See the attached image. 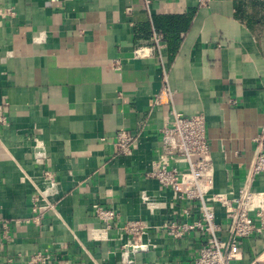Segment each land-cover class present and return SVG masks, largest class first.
I'll return each instance as SVG.
<instances>
[{
    "label": "crops",
    "instance_id": "obj_1",
    "mask_svg": "<svg viewBox=\"0 0 264 264\" xmlns=\"http://www.w3.org/2000/svg\"><path fill=\"white\" fill-rule=\"evenodd\" d=\"M0 6L15 12L0 17V107L8 121L0 125V218L22 220L12 226L1 264H27L46 250L48 264H129L127 222L199 218L196 208L147 177L159 130L171 117V105L155 104L164 67L175 110L206 117L215 171L209 195H236L244 186L264 124V0H212L208 8L197 0H154L149 8L144 0H0ZM154 32L164 36L161 48ZM120 128L139 133L132 156L117 152ZM44 170L56 175L59 191L49 196L54 208L38 226L25 220ZM253 189L264 191V174ZM94 204L117 213L111 230ZM217 220L225 226L219 206ZM146 239L155 247L132 255L130 264H191L206 235L174 239L151 230ZM260 256L264 233L244 240L237 264Z\"/></svg>",
    "mask_w": 264,
    "mask_h": 264
},
{
    "label": "built area",
    "instance_id": "obj_2",
    "mask_svg": "<svg viewBox=\"0 0 264 264\" xmlns=\"http://www.w3.org/2000/svg\"><path fill=\"white\" fill-rule=\"evenodd\" d=\"M153 1L144 0L148 8ZM211 1L197 0V3L200 8H208ZM0 17L12 19L15 17L14 9L0 6ZM163 40L162 34L154 32L153 41L157 48H161ZM136 56H143L142 50H137ZM114 66L119 67L120 63L114 62ZM162 81L163 89L156 96L155 104L171 105V117L159 130L161 142L157 150V159L152 164L147 177L157 180L163 188L172 190L176 200L196 208L199 218L193 222L173 220L155 226L138 220L127 222L123 230L131 235V241L129 248L123 252L124 260H128L130 264L132 255L154 248L155 246L146 237L151 230H160L174 239H182L193 232L206 235L204 245L191 264H237L244 240L255 234L264 233V191L253 189L256 178L264 174V124L260 134L255 138L254 161L244 186L236 195L213 194L210 196L215 171L208 142L206 117L203 114L185 116L175 110L174 92L169 84V70L166 67L163 68ZM7 123V118L0 107V125L6 126ZM139 137V133L120 128L115 136L119 156H132L138 149ZM38 140L34 150L40 160L45 153L43 143ZM41 182L42 188H39L32 196V217L25 220L26 223L32 222L38 226L45 210L54 208L55 201L51 202L49 196L52 197L59 191V181L50 170L43 171ZM142 199L147 207L155 206L150 196L143 195ZM218 206L224 212L225 226L217 220ZM93 211L104 222L106 229L111 230L117 213L98 204L93 205ZM190 213L189 208L183 211V215L187 217ZM21 222L22 220L0 218V264L6 252V245L11 241L12 226ZM51 259L52 254L48 250L39 251L29 258L27 264H48ZM251 264H264V256L258 257Z\"/></svg>",
    "mask_w": 264,
    "mask_h": 264
}]
</instances>
